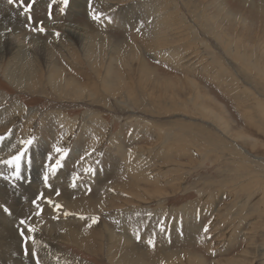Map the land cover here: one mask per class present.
Returning a JSON list of instances; mask_svg holds the SVG:
<instances>
[{
    "label": "rangeland",
    "instance_id": "1",
    "mask_svg": "<svg viewBox=\"0 0 264 264\" xmlns=\"http://www.w3.org/2000/svg\"><path fill=\"white\" fill-rule=\"evenodd\" d=\"M71 1L49 18L52 0H36L28 21L0 0V25L49 50L15 37L33 51L35 78L16 65L28 86L0 68V160L34 138L19 180L0 164L12 213L0 208V264H35L32 251L41 264H264V0H84L78 13ZM55 147L66 156L46 188ZM40 209L51 237L33 224ZM21 218L36 229L29 255Z\"/></svg>",
    "mask_w": 264,
    "mask_h": 264
},
{
    "label": "bare ground",
    "instance_id": "2",
    "mask_svg": "<svg viewBox=\"0 0 264 264\" xmlns=\"http://www.w3.org/2000/svg\"><path fill=\"white\" fill-rule=\"evenodd\" d=\"M83 1L84 0H72L71 2H73V5H72V10L73 9H77L76 10V13H78V11H79V8H80V6H81V3H83ZM86 3V2H85ZM90 5V4H89ZM92 6H94L93 5V3H92ZM95 6H96V2H95ZM83 8H84V6H83ZM90 8H91V6H90ZM74 11V10H73ZM72 11V12H73ZM89 11V10H88ZM74 14H76L75 12H73ZM73 13H71V14H73ZM100 17V16H99ZM12 18V17H11ZM12 19H10V17H9V22L11 21ZM12 22V21H11ZM102 23V22H101ZM100 23V24H101ZM13 25L12 26H6V27H2L1 25H0V68L3 66V64H2V60L3 59H8V62L9 63H11V65L10 66H7V68H6V73H7V71L8 70H10V69H12L11 70V75L9 76V83L10 84H12V85H14V87H21V86H28L27 84L26 85H24V84H20V82H22V81H24V80H22V77H24V76H21V74L19 75V73L18 72H16V70L18 71V67H21V68H25V67H27L28 66V68H25V71H24V73L26 72V69H28V71L29 70H31L30 71V76H32V78H35V74H36V69H35V67L33 66V65H30V64H26L28 61H29V57H32L31 55L33 54V51H30V49H27V48H25L24 46H21V44L19 43V42H15L16 40V36H17V34H21L22 35V39L21 40H23L24 41V37L27 39V41H29V43H30V46H32L33 48L35 47L36 49H38V50H40L41 52H43V53H45L44 55L45 56H48L49 55V50H48V48L46 47V43H45V41L43 42V41H41V40H39L40 38H35V37H29L28 38V36H26V34H24L23 32H21V30L18 28V27H16L15 26V24L14 23H12ZM57 24V23H56ZM100 24H98V25H100ZM52 26V28L53 29H59L60 31H64V32H66L70 37H75V39H77V38H79V37H81L82 36V34H80V32L79 31H81V29H79V28H77V27H74L73 25H65L64 26V28H63V30L62 29H60L62 26H60V25H47V28H50ZM54 43H57V40H52ZM51 41V42H52ZM34 48V49H35ZM48 52V53H47ZM35 56V55H34ZM49 57V56H48ZM33 58V57H32ZM35 58V57H34ZM46 58V57H45ZM44 58V59H45ZM34 60V59H33ZM20 62V63H19ZM18 63L19 64H21V63H23V66H21V65H19L18 66ZM25 64H26V66H25ZM8 65V64H7ZM16 65L18 66L17 68H16ZM14 67H15V70H14ZM9 68V69H8ZM21 68H19V69H21ZM15 71V72H14ZM21 71V70H20ZM23 75V74H22ZM29 76V77H30ZM16 78H19V79H21L20 81H16ZM28 78V77H27ZM14 82H18V83H14ZM24 83V82H23ZM67 86V85H66ZM30 87V86H29ZM28 88V87H27ZM16 107V106H15ZM15 110H17V111H21V109L19 108V107H16V109ZM9 119V118H8ZM8 120H5V121H2V122H0V130H3V129H5V128H8L9 127V123L7 122ZM9 121H12V120H10L9 119ZM65 126H68V123H65ZM12 144V143H11ZM9 147V146H8ZM6 151V150H5ZM4 157V156H3ZM132 162V164L134 163L133 161H131ZM131 162H129V164L127 163V167L126 168H131L133 165H130V163ZM26 164H27V162H26ZM30 164V163H29ZM27 166V165H26ZM29 167V166H28ZM33 171V170H32ZM25 172V171H24ZM29 172V171H28ZM40 172V171H39ZM43 173V172H42ZM31 176V175H30ZM36 177V176H35ZM59 177V176H58ZM84 183V182H83ZM58 187V186H57ZM1 188H2V184H1V187H0V198H3V200H4V195H6V194H4L3 196L1 195ZM76 188V187H75ZM3 189V188H2ZM31 190V189H30ZM3 193H5V192H3ZM8 195V194H7ZM6 201V200H5ZM93 201V200H92ZM18 205H20L19 203H17ZM64 208H66L67 209V211L69 212V210L71 211V212H74V210L76 209V210H81L82 208H81V205H77L75 202H72L71 203V201H68V199H65V198H62V201H61V203H60ZM94 205V204H93ZM100 206L102 205V204H99ZM88 206H89V204H88ZM95 206V205H94ZM99 206V207H100ZM84 207V206H83ZM97 207V206H96ZM102 207V206H101ZM90 208V207H89ZM86 209H87V206H86ZM92 209V208H91ZM91 209H89V211L91 210ZM66 211V210H65ZM78 212V211H77ZM76 212V213H77ZM92 212V211H91ZM79 215V214H78ZM32 221L34 222L33 224H35V226L36 227H38V229H39V231H43L45 234H47V236L49 235V237H51L52 236V232L55 230V226L53 225H49V224H47L46 222H44V221H42V220H40L39 218H37V217H32ZM69 229V228H68ZM105 231V230H104ZM62 233H61V235L62 236H64V237H68V238H70V239H72V242L73 243H75V244H77L78 245V243H81L82 241H80L79 239V237H78V234H74L72 231H70V230H65V231H61ZM93 232V231H92ZM92 232H90V233H92ZM106 232V231H105ZM104 232V233H105ZM54 233V232H53ZM134 233H135V231H134ZM153 233V232H152ZM138 235V234H137ZM15 236H16V234H15ZM110 236H111V234H110ZM46 237V236H45ZM86 237V236H85ZM113 236H111V238H112ZM120 237V238H119ZM142 237V236H141ZM114 239H115V241H117L118 242V244H119V241H121V240H124L125 239V237H123V236H118V237H113ZM117 238V239H116ZM91 239V238H90ZM83 243V242H82ZM84 243H87L85 240H84ZM38 247V246H37ZM8 249V248H7ZM20 250V249H19ZM39 252V251H38ZM21 256V251H19V258H20V261L22 260V258L20 257ZM23 261V263H25L24 262V260H22ZM27 261V260H26Z\"/></svg>",
    "mask_w": 264,
    "mask_h": 264
},
{
    "label": "snow or ice",
    "instance_id": "3",
    "mask_svg": "<svg viewBox=\"0 0 264 264\" xmlns=\"http://www.w3.org/2000/svg\"><path fill=\"white\" fill-rule=\"evenodd\" d=\"M9 5L12 4H17L18 7L22 8V15L23 14H28L27 15V19L28 21L32 20V16H31V11L34 8V5L36 4V0H7ZM57 3V0H52L51 3L48 4V10H49V18H51V11H52V7L53 4ZM59 3L61 5L60 11L61 13H63L65 11V9H67L70 5V0H59ZM89 14L91 15L93 20H98L100 17L98 14H93L91 11L89 12ZM39 32H43L44 29L41 27L38 29ZM57 35H59L57 33ZM34 143V138H29L26 140H21L20 141V145L21 147L17 150L16 154L12 155L10 158L8 159H4V160H0V164H4L6 165L8 168L12 169V177L16 180H19L20 178V174H21V162L23 160V158L26 156V154L28 153L30 147L32 146V144ZM55 153L57 154V157L55 158L54 162H53V156L50 154L46 157V162L43 163L42 167L44 169L43 171V175H42V179H43V184L44 187H50L49 185V178L50 176H55L59 170V168L62 165L63 160L65 159L66 153L63 151L62 148L60 147H55L54 148ZM28 163H31V161L29 160ZM5 179H7V177H5ZM75 180V177L73 178ZM73 186H75V184H73ZM57 196L60 195L59 192L56 193ZM43 199V194H37V196L35 197V199L32 201L33 205H37V202ZM48 203H51L50 201H48ZM55 209L59 210L62 206L60 204H55L54 205ZM0 208H2V211L5 215H11V210L8 206L6 205H0ZM43 211V209L37 210L35 212V216L39 217L41 216V212ZM68 214L65 213V216H67ZM96 218H92V223L95 224ZM19 224L21 226H26L27 227V234L21 230L20 235L22 238V244H23V248H24V254L25 255H29L28 252V248L27 245L28 243L31 241L33 244L35 243V240L33 239V236L31 235L32 233H34L36 231V229L34 227H32L31 225L27 224L26 220L21 218L19 220ZM163 231V229H161ZM207 231V229H205V232ZM136 239L139 240L140 236L137 235ZM149 244L151 245V241L149 242ZM31 257L35 259V264H41V261L37 258L38 254L35 251H32L30 253Z\"/></svg>",
    "mask_w": 264,
    "mask_h": 264
}]
</instances>
